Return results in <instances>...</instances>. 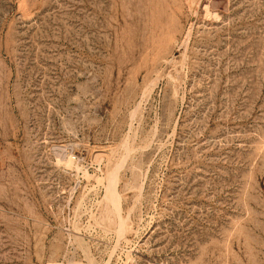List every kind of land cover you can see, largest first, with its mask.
Here are the masks:
<instances>
[{
	"label": "rangeland",
	"instance_id": "obj_1",
	"mask_svg": "<svg viewBox=\"0 0 264 264\" xmlns=\"http://www.w3.org/2000/svg\"><path fill=\"white\" fill-rule=\"evenodd\" d=\"M0 264H264V0H0Z\"/></svg>",
	"mask_w": 264,
	"mask_h": 264
}]
</instances>
